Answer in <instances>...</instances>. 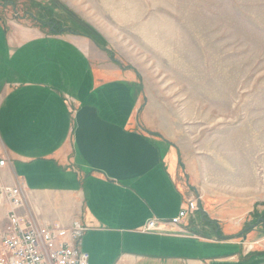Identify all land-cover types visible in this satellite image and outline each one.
Listing matches in <instances>:
<instances>
[{
    "label": "rangeland",
    "instance_id": "374dc122",
    "mask_svg": "<svg viewBox=\"0 0 264 264\" xmlns=\"http://www.w3.org/2000/svg\"><path fill=\"white\" fill-rule=\"evenodd\" d=\"M10 23L77 37L102 78L131 80L138 124L176 146L198 197L185 221L228 242L198 255L264 264V0H0L1 64Z\"/></svg>",
    "mask_w": 264,
    "mask_h": 264
},
{
    "label": "crops",
    "instance_id": "0c3cea01",
    "mask_svg": "<svg viewBox=\"0 0 264 264\" xmlns=\"http://www.w3.org/2000/svg\"><path fill=\"white\" fill-rule=\"evenodd\" d=\"M9 26V60L0 63V183L23 189L20 214L38 223L80 221L89 264H242L238 251L199 256L209 243L228 242L185 220L143 230L149 220L175 217L193 196L176 146L138 124L133 82L102 78L77 37ZM6 210L0 204V227Z\"/></svg>",
    "mask_w": 264,
    "mask_h": 264
},
{
    "label": "built area",
    "instance_id": "2783aa9c",
    "mask_svg": "<svg viewBox=\"0 0 264 264\" xmlns=\"http://www.w3.org/2000/svg\"><path fill=\"white\" fill-rule=\"evenodd\" d=\"M4 163L0 159V167ZM24 199L19 185L0 183V204L7 207L0 227V264H89V254L81 248L84 225L78 220L69 225L56 221L38 223L20 214ZM198 210V197H193L169 221L149 220L143 230L164 232L166 225L180 227L185 218L193 217Z\"/></svg>",
    "mask_w": 264,
    "mask_h": 264
}]
</instances>
